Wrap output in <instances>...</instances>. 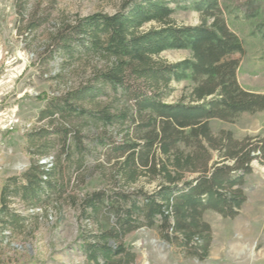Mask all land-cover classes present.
Instances as JSON below:
<instances>
[{"label": "trees", "instance_id": "16d2710c", "mask_svg": "<svg viewBox=\"0 0 264 264\" xmlns=\"http://www.w3.org/2000/svg\"><path fill=\"white\" fill-rule=\"evenodd\" d=\"M233 3L227 13L258 18L252 34L264 38V0ZM222 4L122 0L114 13L76 16L58 26L50 35L51 49L69 60L84 56L102 63L85 83L40 110L44 123L27 136L32 160L0 186V243L30 235L40 215L35 210L65 201L80 210L86 228L81 248L93 264L133 262L124 237L140 227H156L162 239L188 255L208 256L212 230L205 212L237 216L247 200L244 184L252 162L264 164V136L239 139L210 126L211 119L231 121L264 109V92L238 81L239 59L233 55L244 47ZM177 9H192L201 21L178 24L172 18ZM18 16L23 19L24 7ZM45 20H29L28 30ZM177 49L189 56L159 58ZM180 81L187 83L184 91L167 101L172 83ZM105 164L114 168L112 185L75 197L72 191ZM142 177L155 184L152 190L130 187Z\"/></svg>", "mask_w": 264, "mask_h": 264}, {"label": "rangeland", "instance_id": "374dc122", "mask_svg": "<svg viewBox=\"0 0 264 264\" xmlns=\"http://www.w3.org/2000/svg\"><path fill=\"white\" fill-rule=\"evenodd\" d=\"M121 2L0 0V186L6 177L24 171L32 160L27 136L44 123L38 119L40 110L49 101L85 83L102 63L84 56L69 60L56 48L51 49L50 35L62 22L76 16L114 13ZM221 3L227 5L223 6L224 17L244 47L243 53L233 55L239 59L238 81L245 88L264 92V38L252 34L259 19L227 13L234 6L233 0H221ZM23 7L21 19L18 9ZM40 18H46L45 22L29 31V20ZM172 18L178 24L201 21L200 14L192 9H177ZM188 56L189 51L183 49L159 54L160 59L169 62ZM186 85L185 81L173 82L174 90L166 100L176 101ZM210 126L214 133L221 129L231 130L239 139L264 136V109L240 113L231 121L211 119ZM251 165L252 172L245 177L244 184L247 200L239 214L234 218H225L211 210L204 214L212 230L209 254L205 259L188 255L181 247L168 243L156 227H140L124 237L125 245L135 253L130 264H264V164L254 160ZM113 170L111 164L93 170L87 182L72 191L73 195L81 197L85 191L109 188ZM141 186L152 190L155 184L147 183L142 177L130 187ZM11 206L18 211L23 209L17 202ZM35 212L40 215L30 235L7 236L0 243V264H93L87 261L81 248V234L86 228L74 204L64 201L57 206L51 204L46 211ZM33 225L29 224V228ZM5 233L9 235L8 230Z\"/></svg>", "mask_w": 264, "mask_h": 264}]
</instances>
